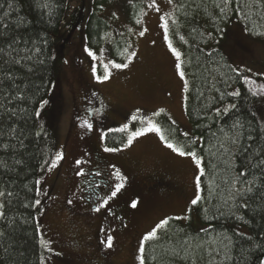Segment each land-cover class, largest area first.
<instances>
[{
	"label": "trees",
	"instance_id": "obj_1",
	"mask_svg": "<svg viewBox=\"0 0 264 264\" xmlns=\"http://www.w3.org/2000/svg\"><path fill=\"white\" fill-rule=\"evenodd\" d=\"M110 1L95 0V11L87 19L85 33L93 48L102 45L110 29L99 15ZM45 2L51 14L38 6ZM175 2L183 5L176 7V19L186 33L179 47L189 81L186 110L192 136L181 134L165 116L159 122L169 142L202 159V194L186 221L171 218L157 237L146 241L144 263L264 264V90L252 89L248 73L234 65L221 48L211 46L213 35L225 34L233 21L243 25L249 36L264 39V0ZM67 4L68 0H0V31L7 33L0 35V48L4 49L0 54V97L6 98L0 101L5 105L0 108V191L6 194L0 197L6 217L0 219V264H43L41 179L55 139L39 107L51 93V99L60 100L56 91L60 61L54 36ZM9 44L30 50L12 51V57L32 59L11 62ZM18 92L22 99H11ZM105 141L117 147L125 143V135L116 130ZM241 172L247 174L237 181ZM253 176L257 178L253 191L237 196L235 189ZM156 178L153 175L149 184L155 187ZM36 200L41 203L37 205ZM194 214L203 229L193 227ZM81 256L84 259L83 253Z\"/></svg>",
	"mask_w": 264,
	"mask_h": 264
},
{
	"label": "rangeland",
	"instance_id": "obj_2",
	"mask_svg": "<svg viewBox=\"0 0 264 264\" xmlns=\"http://www.w3.org/2000/svg\"><path fill=\"white\" fill-rule=\"evenodd\" d=\"M94 11L95 0H68L60 30L54 36L55 52L60 61L56 89L60 100L51 99V93L45 100L47 103L43 102L39 107V113L55 139L54 151L41 179L40 198L45 203L39 215V226L41 241H48V246H44L47 253L42 254L43 264H86L79 250L75 249L73 237L78 226H93L98 219L95 213L87 212L83 184L80 185L91 170H98L105 179L107 202H103L100 208L104 223L99 249L113 264L117 261L141 264L143 252L140 248L142 242L143 247L146 243L144 236L164 219L181 217L179 220L186 221L193 205L191 201L202 194V159L196 156L201 159L198 165L193 157L180 156L160 138L163 131L159 117L162 116L177 125L181 134L192 136L186 110L189 81L179 47L186 40V33L176 19V8L168 0H111L99 12L110 29L98 48L90 46L85 33L87 19ZM165 21L169 26L167 31ZM141 31L144 32L142 36ZM213 37L211 46L221 48L234 65L248 73L252 89L263 91L264 39L249 36L244 26L236 21L225 30V34ZM172 48L180 53L179 59ZM89 49L96 53L95 58L89 55ZM133 52L136 56L129 60L128 56ZM110 61L128 66L115 68ZM104 64H109V78L98 81L96 76L104 74ZM181 70L184 76L180 75ZM76 78L81 86H88V82L91 89L115 105L113 114L103 124L93 122L92 127L98 130L96 138L87 130L89 121L82 116H73L75 104L82 110L81 87L75 83ZM94 96L97 97L96 93ZM149 119L160 127L161 132H145L125 147L131 133L147 127ZM116 130L124 133L125 143L109 146L105 139ZM94 139L106 156L103 162L95 158L91 145ZM57 156L60 159H56ZM52 161H55L54 166ZM77 161L81 163L77 164ZM117 170L120 177L125 178L123 181L117 177ZM153 175L165 178L185 191L179 194L176 188L174 193L173 189L165 188L160 192L157 186L149 184V176ZM197 176L200 177L199 188ZM120 182L124 187L115 197L108 199ZM52 184L55 187L49 195ZM144 187L155 192L143 190ZM88 196L92 199L91 194ZM121 198L130 204L129 219L122 230L118 227L117 215L113 213ZM68 200L72 203L68 204ZM133 201H137L135 208L131 206ZM66 206L71 207V214L65 213ZM192 224L196 230L204 228L196 214ZM109 235L113 237L110 248L105 243Z\"/></svg>",
	"mask_w": 264,
	"mask_h": 264
},
{
	"label": "flooded vegetation",
	"instance_id": "obj_3",
	"mask_svg": "<svg viewBox=\"0 0 264 264\" xmlns=\"http://www.w3.org/2000/svg\"><path fill=\"white\" fill-rule=\"evenodd\" d=\"M77 57L78 55L75 54L76 59ZM75 83L81 87L80 92L82 93L81 94L82 110H80L78 105L75 104V111L73 116L75 118L78 116L80 117L82 116V119H86L87 121L90 122L91 125L95 120L99 124H103L105 120L108 119L111 114H113L115 108L114 103L111 100L104 97L102 94L91 89V86L89 85L88 82H87L88 86L87 85L81 86L80 82L76 78ZM93 92L96 93L97 97L94 96ZM90 107H93V110H91ZM87 130L90 131V133L94 136V138L97 137V131H98L97 129H94L93 127L89 128L87 126ZM95 140L96 139H94V142L91 144L92 150L94 152L95 158L99 162H103L104 159H106V156L99 149V147L96 146ZM150 178L151 176H149V179ZM156 181H157L156 189L159 190L160 192H164L162 190L166 188V189H173L172 192L174 193L176 188L179 194H182L180 186L176 185L175 183L171 184V182L166 181L165 178L164 179L156 178ZM104 183H105V179L102 177V174L95 169L91 170L90 174H88V176L85 177L84 180H81L80 183L81 186L83 184V188H84L83 190L84 204L89 208V211L87 212L95 213V215H97L98 217V219L96 220L93 226L87 224L84 226V228L78 226V229L75 230L74 233L73 241L75 242V249H78L80 253L83 252V256L86 264H113L111 263L112 262L111 260H108L103 256V254L100 252L99 249V236L101 234L104 218H102L103 213L101 212V210L95 211V209L97 207L101 208L106 198V194L104 191V187H105ZM158 184L161 185V187H159ZM53 187H55L54 184H52V187L48 192L49 195L52 194ZM143 190H150L152 193L155 192V190L147 189L145 187ZM89 194L92 195V199H89L88 196ZM129 208H130V204L127 203L124 200V198H121L117 203V206L114 207L113 213L117 215V221L119 223L118 227L121 230L123 227L127 225L130 214ZM64 211L66 214L72 213L71 207L69 206H66L64 208ZM82 244L84 245L81 247ZM117 264H124V263H122L121 261H117Z\"/></svg>",
	"mask_w": 264,
	"mask_h": 264
},
{
	"label": "snow or ice",
	"instance_id": "obj_4",
	"mask_svg": "<svg viewBox=\"0 0 264 264\" xmlns=\"http://www.w3.org/2000/svg\"><path fill=\"white\" fill-rule=\"evenodd\" d=\"M168 3H169V4H172L174 8H176V7H180V8H182V7H183L182 4H181V5H176V4H175V0H168ZM38 6H39V7H42V8H48V9H49V14H51V8L49 7V4H48L47 2H45V3H43V4H38ZM150 6H151V5H150ZM11 7H12V5L9 4V8H11ZM157 10H159V9H157ZM4 16H5V17L8 16V12H5V13H4ZM2 20H3V17H0V21H2ZM4 27H7V26L4 25ZM164 28H165L166 31H167L168 28H169L167 21H165V23H164ZM6 34H7V33L0 31V35H6ZM139 34L142 36V35H144V32L141 31ZM181 39H183V38L181 37ZM15 43H18V41H13V44H15ZM8 48L11 49V51H9V52L7 53L8 56H9V58H10V61H11V62H15V63L19 64L22 60H30V59H32L31 56H20L18 59L12 57V51H16L17 53H19L20 51L28 52V51H30L29 49H23V50H20V49H14V48L12 47V44H9V45H8ZM36 51L39 52L40 49L37 48ZM88 51H89V55H91V56H93V57L95 58L96 53L93 52L91 49H89ZM172 51L176 54L177 58L179 59V57H180V53H179L175 48H172ZM3 52H4V49H3V48H0V54H2ZM134 56H136V53H135V52L130 53L129 56H128V59L131 60V58L134 57ZM0 58H2V57H0ZM109 63H110L113 67H115V68H126V67L128 66L126 63H115L114 61H110ZM102 67L104 68L105 71H104V74H103V75H97V76H96V79H97L98 81L107 80V79L109 78V75H110V73L108 72L109 64H104V65H102ZM178 67H179V65H178ZM93 71L95 72L96 69L94 68ZM180 75H181V76H184V72H183L182 70L180 71ZM2 78H3V77H0V79H2ZM7 78H8V79H11L12 77H7ZM245 79H247V77H245ZM13 87H17V86L14 84ZM232 94H233V95H238V93H232ZM5 99H6L5 97H0V101H3V100H5ZM11 99H22V96H21L20 93L18 92L17 95L14 96V97H12ZM44 103H47V101H44ZM232 107H235V105H233ZM0 108H5V105H4L3 103H0ZM5 110L11 112L13 115L16 114L14 109L6 108ZM22 110H23V109H22ZM161 111H163V110H161ZM36 115H39V113H36ZM154 115H159V113H154ZM133 119H136V117H133ZM87 126H88L89 128L92 127L91 124H88ZM124 127L127 128L128 126L125 125ZM13 131H14V130H13ZM151 131L161 132V129H160V127H159L158 125H156L151 119H149V120L147 121V127L142 128V129L137 130V131H133V132L131 133V135L128 137L127 143L125 144V147L130 146L131 143H132V141H133L135 138H137V137L143 135L145 132H151ZM185 135H187V133H185ZM160 138H161L162 140H164V142L167 144V146H168L169 148L173 149V150H174L176 153H178L180 156H191V157H193V158L195 159L196 164H198V165L201 164V159L196 158V153H195V152H186V151L184 150L183 147L177 146V145H175V144L169 142V140H168L165 136H163V135H161ZM4 147L6 148V147H8V145L5 144ZM107 150H108V151H116L117 149H107ZM56 159H60V156H57ZM51 163L53 164V166L55 165V161H52ZM79 163H81V161H77V164H79ZM201 173H203V168H202V167H201ZM79 174H82V173H79ZM246 174H247V173H245V172H241V173H239L238 176H237V181H239V180L241 179V177L245 176ZM116 175H117V177H120V172H119V170L116 171ZM120 178H121V181H123V179H125L124 177H120ZM256 179H257V178H256L255 176H253L252 180H245V181H243V186H242L241 188H237V189H235V194H236L237 196H243V195H245V193H251V192L253 191V186H252V185H253V182H254ZM196 181H197V187L199 188V184H200V177H199V176L196 177ZM123 187H124L123 182L117 183V184L115 185V187H114V190L111 191L110 196L108 197V199H111L112 197H115V196L117 195V193H118ZM5 195H6V194H5L4 191H0V197H5ZM11 195H12V193H7V196H11ZM200 198H201V197H200L199 195H197V197H196L195 199H193V200L191 201V203H192L193 205H196V204L198 203V201L200 200ZM106 202H107V200L104 201L105 204H106ZM35 203L38 205V204L41 203V201H40V200H36ZM71 203H72V200H68V204H71ZM131 206H132L133 208H135V207L137 206V201H133ZM243 207H247V205H243ZM3 208H4V204H3V202H0V219H4V218H6V217H5V213H4V211H3ZM99 210H100L99 207H97V208L95 209V211H99ZM169 219H171V218H169ZM169 219H164V220L160 221V223L157 224V225L155 226V228H153L150 232H148V233L144 236V241H148V240H150V239H153V238L157 237L158 230L164 228V227L168 224ZM176 219H181V217H176ZM0 235H3V233H0ZM112 242H113V237L110 236V235L107 236L106 241H105L106 246L109 247V248L112 247ZM41 243H42L45 247L48 246V241H43V240H42ZM140 251H141V252L144 251L143 242H142V244H141ZM141 264H144V259H143V257H141Z\"/></svg>",
	"mask_w": 264,
	"mask_h": 264
}]
</instances>
